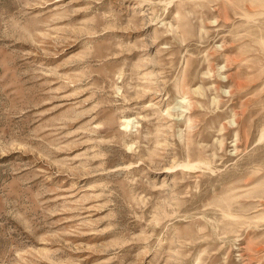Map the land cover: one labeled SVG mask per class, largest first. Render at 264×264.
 <instances>
[{
	"label": "rangeland",
	"instance_id": "obj_1",
	"mask_svg": "<svg viewBox=\"0 0 264 264\" xmlns=\"http://www.w3.org/2000/svg\"><path fill=\"white\" fill-rule=\"evenodd\" d=\"M0 264H264V0H0Z\"/></svg>",
	"mask_w": 264,
	"mask_h": 264
}]
</instances>
